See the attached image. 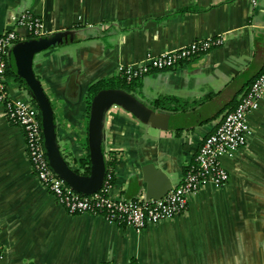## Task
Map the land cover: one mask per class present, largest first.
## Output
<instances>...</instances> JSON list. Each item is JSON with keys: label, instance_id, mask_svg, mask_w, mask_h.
Here are the masks:
<instances>
[{"label": "crops", "instance_id": "crops-1", "mask_svg": "<svg viewBox=\"0 0 264 264\" xmlns=\"http://www.w3.org/2000/svg\"><path fill=\"white\" fill-rule=\"evenodd\" d=\"M24 12L40 18L45 34L75 36L64 44L69 52L46 50L33 60L60 152L74 169L86 155L91 83L117 76L119 65L141 62L147 52L223 38L201 56L138 79L131 94L154 113L150 122L118 106L107 111L103 144L106 160L116 161L113 198L145 196L146 164L177 186L204 138L264 67V0H0V35L13 29L17 42L33 38L18 23ZM7 90L13 100L31 101L13 76ZM157 98L172 100L158 109L151 105ZM248 123L247 144L222 160L229 172L223 187L206 185L184 214L137 232L68 213L40 185L21 127L0 106V264H264V96Z\"/></svg>", "mask_w": 264, "mask_h": 264}, {"label": "built area", "instance_id": "built-area-1", "mask_svg": "<svg viewBox=\"0 0 264 264\" xmlns=\"http://www.w3.org/2000/svg\"><path fill=\"white\" fill-rule=\"evenodd\" d=\"M255 3L256 0H253ZM18 23L25 26L33 38L46 35L40 18L29 12L22 13ZM17 40L18 34L13 29L0 35V106L9 120L21 127L27 159L40 185L68 213L101 216L110 223L126 225L139 232L184 214L190 197L206 185L220 188L228 182L229 172L222 160L232 158L248 142L251 134L248 115L259 107L264 96V67L236 106L224 114L216 130L204 138L193 161L186 167L181 182L164 197L158 200L113 198L109 193L111 185L106 178L100 191L81 195L58 177L48 164L38 108L29 100H13L8 95L6 70L9 52ZM222 44L223 38L215 36L192 41L173 51L160 54L147 52L141 62L119 65L116 75L129 83L150 72L178 66Z\"/></svg>", "mask_w": 264, "mask_h": 264}, {"label": "water", "instance_id": "water-1", "mask_svg": "<svg viewBox=\"0 0 264 264\" xmlns=\"http://www.w3.org/2000/svg\"><path fill=\"white\" fill-rule=\"evenodd\" d=\"M74 40V34L64 30L17 42L9 52V64L23 82L25 90L29 92L39 110L43 145L49 166L74 191L81 195H91L100 191L107 175L103 144V128L107 111L112 106H118L145 123L150 122L154 113L124 89H103L97 92L92 97L87 122L90 172L84 175L72 168L60 152L54 110L33 71V60L35 55L41 52ZM142 172L146 183L144 196L146 200L161 199L171 190V182L154 164L144 165Z\"/></svg>", "mask_w": 264, "mask_h": 264}, {"label": "trees", "instance_id": "trees-1", "mask_svg": "<svg viewBox=\"0 0 264 264\" xmlns=\"http://www.w3.org/2000/svg\"><path fill=\"white\" fill-rule=\"evenodd\" d=\"M6 75L7 76H13L18 81L20 86L22 88L26 89L23 82L20 80V78L14 72L13 68L10 66L9 61H8V66H7V70H6ZM137 81H138V79L127 83L126 81H124L120 77L115 76V77L105 78V79L98 80V81L91 83L87 88V93L85 96V103H86V107H87V117H88L92 97L97 92H99L100 90H103V89L120 88V89H124L125 91H127L129 93H132L136 88H138V83H136ZM135 84H137V85H135ZM27 93L29 94V92H27ZM29 96H30V94H29ZM170 100H172V99H170V98H157L154 101H152L151 105L153 108L167 109L166 101H170ZM31 102L37 107L36 103L34 102V100L32 98H31ZM39 119H40V114H39ZM85 149H86V155L79 160V165H80L79 167L80 168L75 169V170L79 173L87 175L90 172V157H89V150H88L87 144L85 145ZM115 162L116 161L113 157H110L109 159L106 160V164H107L106 181L111 186L114 183L113 166H114ZM0 253H1V247H0Z\"/></svg>", "mask_w": 264, "mask_h": 264}, {"label": "rangeland", "instance_id": "rangeland-1", "mask_svg": "<svg viewBox=\"0 0 264 264\" xmlns=\"http://www.w3.org/2000/svg\"><path fill=\"white\" fill-rule=\"evenodd\" d=\"M49 50H53V52L56 53L57 55L62 54L65 51L69 52V44L68 45H60V46L54 47V48L49 49Z\"/></svg>", "mask_w": 264, "mask_h": 264}]
</instances>
